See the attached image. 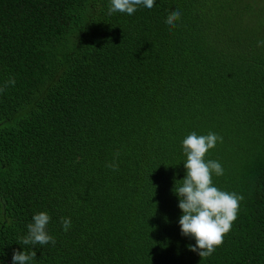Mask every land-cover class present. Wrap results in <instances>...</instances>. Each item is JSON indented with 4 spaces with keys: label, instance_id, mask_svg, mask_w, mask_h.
<instances>
[{
    "label": "trees",
    "instance_id": "trees-1",
    "mask_svg": "<svg viewBox=\"0 0 264 264\" xmlns=\"http://www.w3.org/2000/svg\"><path fill=\"white\" fill-rule=\"evenodd\" d=\"M110 6L0 0V264H264V0ZM192 132L223 138L213 183L244 197L207 258L173 191ZM41 211L55 245L20 244Z\"/></svg>",
    "mask_w": 264,
    "mask_h": 264
},
{
    "label": "clouds",
    "instance_id": "clouds-1",
    "mask_svg": "<svg viewBox=\"0 0 264 264\" xmlns=\"http://www.w3.org/2000/svg\"><path fill=\"white\" fill-rule=\"evenodd\" d=\"M155 0H111L108 14L114 12L132 15L138 7L153 8ZM181 17L179 9L170 11L165 23L169 28L176 27L175 22ZM258 46H264V40L258 41ZM11 83H15L14 80ZM223 138L216 133L198 136L196 132L189 134L183 141V152L186 154L184 167L186 175L182 185L173 191L179 197V208L182 215L179 219L181 234L194 238L195 245H189L191 251L197 252L201 258L210 257L217 247L222 246L224 236L231 230L237 219L240 202L244 197L235 192L218 189L213 183V175L221 176L224 169L218 161L205 160L210 150ZM119 153H116L118 156ZM107 167L117 170V163H110ZM177 182V181H176ZM51 220L47 212L41 211L34 215L33 222L27 225L28 234L20 240L22 245H46L56 240L48 234L47 226ZM64 231L71 227L70 218H61ZM14 251L12 264H31L36 258V251Z\"/></svg>",
    "mask_w": 264,
    "mask_h": 264
}]
</instances>
